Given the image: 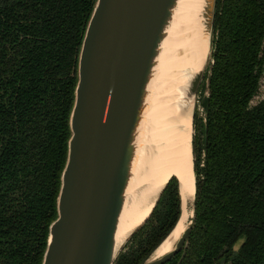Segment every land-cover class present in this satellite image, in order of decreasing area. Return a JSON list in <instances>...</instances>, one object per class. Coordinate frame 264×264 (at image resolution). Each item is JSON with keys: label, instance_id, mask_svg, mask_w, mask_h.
<instances>
[{"label": "trees", "instance_id": "obj_1", "mask_svg": "<svg viewBox=\"0 0 264 264\" xmlns=\"http://www.w3.org/2000/svg\"><path fill=\"white\" fill-rule=\"evenodd\" d=\"M93 3L0 0V264H40ZM210 60L202 116L192 114L193 214L179 264H264V88L249 104L264 87V0H215ZM179 211L172 175L112 264L142 262Z\"/></svg>", "mask_w": 264, "mask_h": 264}, {"label": "water", "instance_id": "obj_2", "mask_svg": "<svg viewBox=\"0 0 264 264\" xmlns=\"http://www.w3.org/2000/svg\"><path fill=\"white\" fill-rule=\"evenodd\" d=\"M214 2L94 0L77 54L69 136L55 198L56 215L48 224L40 264H112L131 233L148 216L170 176L159 188L147 215L117 239L127 188L145 146L150 119L147 108L154 93L162 42L172 21L177 17L184 21L187 16L191 17L187 22L200 24L207 41L199 67L183 72L187 78L178 86L176 97V102L191 101L188 109L192 126L196 89L210 57ZM173 176L179 194L178 220L182 203L189 197L184 194L182 199V182ZM193 196L194 191L191 215L171 247L148 259L153 249L139 264H160L180 250L175 262L179 264L191 226ZM241 240L238 238L233 247Z\"/></svg>", "mask_w": 264, "mask_h": 264}, {"label": "bare ground", "instance_id": "obj_3", "mask_svg": "<svg viewBox=\"0 0 264 264\" xmlns=\"http://www.w3.org/2000/svg\"><path fill=\"white\" fill-rule=\"evenodd\" d=\"M183 16V15H182ZM191 19V17H186ZM175 18L162 42L158 57V72L153 84V95L147 108L150 121L145 146L135 163L119 224L117 239L149 212L165 180L176 175L189 199L182 203V215L169 233L152 251V256L168 250L191 215L190 202L194 191L190 139L192 126L187 102H176L179 87L187 78L183 72L196 70L207 49V41L194 20ZM181 25H184L180 27ZM195 100V99H194ZM191 107V106H190ZM186 173L188 177L186 176ZM186 215V216H185Z\"/></svg>", "mask_w": 264, "mask_h": 264}, {"label": "rangeland", "instance_id": "obj_4", "mask_svg": "<svg viewBox=\"0 0 264 264\" xmlns=\"http://www.w3.org/2000/svg\"><path fill=\"white\" fill-rule=\"evenodd\" d=\"M211 60H210V57L208 58V61L206 60V64H205V67H204V69H203V72H202V76H203V74H204V72H205V69H206V66L208 65L207 63L208 62H210ZM200 83H201V80H200V82L198 83V86H197V89H196V94H195V100H194V103H195V108H194V111H195V114H196V116H202V108H201V105L198 103V98H199V89L201 88L200 87ZM261 83V82H260ZM263 86L261 85V84H258V86H257V89H256V92L252 95V97L250 98V100H249V104H253V103H255L257 100H258V98L261 96V94H262V90H263ZM206 93V90H204V92H203V94H205ZM149 121H150V119H149ZM146 123H147V121H146ZM132 244V242H130V241H128L125 245H124V248L123 249H127V248H129V246ZM156 256V255H155ZM153 256H152V252H151V254L149 255V257H148V259H150V258H152Z\"/></svg>", "mask_w": 264, "mask_h": 264}, {"label": "built area", "instance_id": "obj_5", "mask_svg": "<svg viewBox=\"0 0 264 264\" xmlns=\"http://www.w3.org/2000/svg\"><path fill=\"white\" fill-rule=\"evenodd\" d=\"M260 82H261V83H260ZM259 84H261V85L263 86V83H262L261 80L259 81ZM262 96H263V90H262V94H261V96L258 98V100H259Z\"/></svg>", "mask_w": 264, "mask_h": 264}]
</instances>
